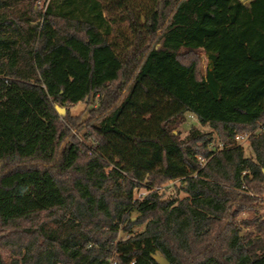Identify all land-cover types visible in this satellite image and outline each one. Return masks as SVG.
Masks as SVG:
<instances>
[{"label": "trees", "instance_id": "trees-1", "mask_svg": "<svg viewBox=\"0 0 264 264\" xmlns=\"http://www.w3.org/2000/svg\"><path fill=\"white\" fill-rule=\"evenodd\" d=\"M263 202L264 0H0V264H264Z\"/></svg>", "mask_w": 264, "mask_h": 264}, {"label": "rangeland", "instance_id": "rangeland-1", "mask_svg": "<svg viewBox=\"0 0 264 264\" xmlns=\"http://www.w3.org/2000/svg\"><path fill=\"white\" fill-rule=\"evenodd\" d=\"M45 1L48 0H40V7H44ZM48 28L50 30V32H53V28L51 26L48 25ZM183 58H186L187 60H195L198 63V67L200 72H205V70L207 69V67L209 66V59L207 54L205 53L204 50H197V51H191V52H185L183 54ZM97 102L96 97L92 96L90 97L87 101H83L80 102L74 106H70L69 107V111L73 114H80L82 112L85 111L84 115L87 114V109L93 105H95ZM65 108V107H62ZM66 111V108H65ZM196 125L197 127H199L202 131L205 132H211L213 133L216 138V134H215V130L209 125H202L197 117L192 114V113H188L187 114V120L185 123H183L177 130L176 132H179L181 137H185L188 133L190 128ZM244 138H241L238 140L239 143H241V145L244 147V153L246 156H251L254 157V151L251 147V142L249 140V134L248 133H244ZM215 140L214 144L215 146L218 144L217 141ZM87 145H89L91 142L88 139L83 140ZM181 186V181L180 180H170L165 182L162 187H161V192L163 193V196L165 198L167 197H171V196H177L178 198L182 199L186 196V193L180 189ZM147 193L146 189H141L139 191H137L136 196L140 197L143 196ZM138 216L137 212H133V217L135 219V217ZM258 217V219H262L264 218V202L262 205L259 206V210L257 212V214H255L254 211H245L243 213H241L238 217V222L240 223L241 227H242V231H251L254 229V226L252 223H246V221H250L251 219H254ZM145 228V224H135L133 226V231L135 233L142 231ZM257 231H255L254 233H256ZM128 234L122 230H120L118 237L120 238H124L126 237ZM4 256L6 257L7 260H11L13 258V254L7 250V249H3L2 250Z\"/></svg>", "mask_w": 264, "mask_h": 264}, {"label": "water", "instance_id": "water-1", "mask_svg": "<svg viewBox=\"0 0 264 264\" xmlns=\"http://www.w3.org/2000/svg\"><path fill=\"white\" fill-rule=\"evenodd\" d=\"M59 109V111H60V113L63 115V114H65V108H62V107H59L58 108ZM153 258L159 263V264H169V261H168V259L164 256V255H162V254H159V253H157V254H154L153 255Z\"/></svg>", "mask_w": 264, "mask_h": 264}, {"label": "built area", "instance_id": "built-area-1", "mask_svg": "<svg viewBox=\"0 0 264 264\" xmlns=\"http://www.w3.org/2000/svg\"><path fill=\"white\" fill-rule=\"evenodd\" d=\"M244 136H245L244 134H239V135H237L236 140L238 141L239 139L244 138ZM199 159L202 162H204V158L203 157L200 156ZM110 262L111 263H116V261L114 260V258H111Z\"/></svg>", "mask_w": 264, "mask_h": 264}]
</instances>
